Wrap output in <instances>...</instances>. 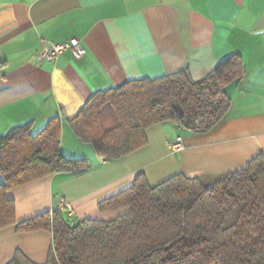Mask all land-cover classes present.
<instances>
[{
  "label": "crops",
  "instance_id": "crops-1",
  "mask_svg": "<svg viewBox=\"0 0 264 264\" xmlns=\"http://www.w3.org/2000/svg\"><path fill=\"white\" fill-rule=\"evenodd\" d=\"M263 32L264 0H0V138L28 124L37 136L59 118L63 156L90 166L9 191L17 223L63 212L62 204L72 209V221L110 222L128 210L101 213L98 204L132 187L141 174L151 187L177 175L215 180L264 155ZM74 38L87 51L83 59L66 52L42 63L44 44ZM233 55L241 57L245 76L227 87L232 108L207 134L160 124L147 131L144 148L107 163L71 127L98 92L186 70L198 82ZM178 137L185 149L175 153ZM52 242L45 231L0 230V264L17 252L46 264Z\"/></svg>",
  "mask_w": 264,
  "mask_h": 264
},
{
  "label": "trees",
  "instance_id": "trees-1",
  "mask_svg": "<svg viewBox=\"0 0 264 264\" xmlns=\"http://www.w3.org/2000/svg\"><path fill=\"white\" fill-rule=\"evenodd\" d=\"M244 76L241 57L233 55L198 82L187 70L132 81L96 93L71 127L100 162L119 161L144 148L147 131L160 124L211 132L232 108L227 87ZM61 136L54 118L37 136L28 124L0 138V230L51 233L46 264H264L263 154L208 183L177 175L151 187L141 174L132 187L98 204L101 213L128 210L110 222L72 221L53 211L17 223L9 191L90 168L86 159L63 156ZM9 264L34 263L17 252Z\"/></svg>",
  "mask_w": 264,
  "mask_h": 264
},
{
  "label": "built area",
  "instance_id": "built-area-1",
  "mask_svg": "<svg viewBox=\"0 0 264 264\" xmlns=\"http://www.w3.org/2000/svg\"><path fill=\"white\" fill-rule=\"evenodd\" d=\"M264 35V32H263ZM70 52L76 60H81L87 55V51L84 48L82 42L79 39H71L68 42L61 44H44L39 57L42 63H54L57 59L64 53ZM185 149L184 140L178 137L174 144L172 145V150L175 153L182 152ZM61 210L67 212L70 217L73 215L72 209L69 205L62 204Z\"/></svg>",
  "mask_w": 264,
  "mask_h": 264
},
{
  "label": "rangeland",
  "instance_id": "rangeland-1",
  "mask_svg": "<svg viewBox=\"0 0 264 264\" xmlns=\"http://www.w3.org/2000/svg\"><path fill=\"white\" fill-rule=\"evenodd\" d=\"M207 180V179H206ZM211 180L206 181V183L210 182Z\"/></svg>",
  "mask_w": 264,
  "mask_h": 264
}]
</instances>
